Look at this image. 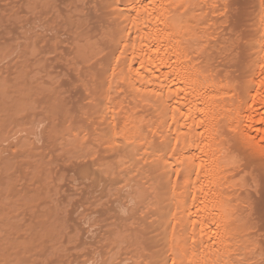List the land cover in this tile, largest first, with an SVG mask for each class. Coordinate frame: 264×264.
Wrapping results in <instances>:
<instances>
[{
	"label": "bare ground",
	"instance_id": "6f19581e",
	"mask_svg": "<svg viewBox=\"0 0 264 264\" xmlns=\"http://www.w3.org/2000/svg\"><path fill=\"white\" fill-rule=\"evenodd\" d=\"M58 1L69 5L63 15ZM33 2L40 11L36 17L46 15L47 7L45 23H54L53 35L51 24L43 23L46 29L38 24L33 40L40 42L50 28L52 36L45 35L43 43L49 40V48L71 57L61 59L76 71L73 87L79 84L83 90L77 87L81 94L76 97L70 95L77 89L70 92L75 109L64 100L70 90L64 85L73 84L70 76L68 82L61 78L64 63L57 54V62L55 56L44 57L54 60L48 66L60 69L58 76L67 82L54 84L61 80L52 69L58 80L50 81V95L57 85L64 95L59 90L52 99L49 95V117L58 122H49L48 134L51 138L61 130L69 152L88 156L93 151L94 158L97 153L92 167H77L86 185L81 189L97 205L93 211L100 218L90 235L95 254L89 256H101V264H264L263 246L257 242L260 252L254 249L242 217L250 210L255 185L249 181H264V0L237 5V22L230 19L235 3L227 5L230 17L220 8L224 0ZM220 14L235 27L227 24L229 30H221L225 20ZM65 43L72 52L63 49ZM59 44L68 54L62 56ZM63 65L66 77L73 70ZM29 141L20 138L19 147Z\"/></svg>",
	"mask_w": 264,
	"mask_h": 264
},
{
	"label": "rangeland",
	"instance_id": "374dc122",
	"mask_svg": "<svg viewBox=\"0 0 264 264\" xmlns=\"http://www.w3.org/2000/svg\"><path fill=\"white\" fill-rule=\"evenodd\" d=\"M30 1H32L31 6L35 5V2H33L34 0H0V134L2 133V135H0V264H84V262L85 264H96L97 260V264H101V262H99V259L101 260V256L96 259V257L92 255V257H95V259L93 258L95 261L91 256H89V254H95V250H93L95 249V240L93 238H90V235L93 234L92 229L94 230V228L100 223L98 222L100 218L99 220H97L98 218L96 216L98 215H95L96 213H94L93 211L97 205L91 204L90 201H92V199L89 198V193H86V191L81 189L86 185L85 183H83L85 181L82 172L79 168H77L80 167L81 164L86 163H89V167H92L93 161L96 160L97 153H95L96 157L94 158L95 155L93 156V151L91 152L93 154L89 153L88 156H85L84 154L86 153H84L83 151H81L83 155H79L82 153H78V151H75L74 153L72 150H70L71 152H69L68 148H70V145L69 147H66V143L63 142L64 138L61 140L62 134L61 130L59 129L60 127H62V125L60 127L58 126V130L60 132H57L58 134L57 136H54L55 138H50L52 133H50V135L47 131L49 128V122L52 123L51 121L53 119V121L58 122L57 117L56 120L55 118H50L53 117V114L50 115V98L52 99L53 95L58 93V88H60L61 86L63 87V85L68 82V76H70L71 81L73 79V84L70 83L72 84V87L67 86L68 88L65 87L67 84L64 85L65 89H63L65 91H67L66 89H70L69 92H65L66 98H64V100L68 99L67 102H69L70 100L71 103L72 99H69V95L71 93L72 94L70 96L75 94V97L76 95L79 96V93L81 94L80 90L82 89L79 88V84L77 85V87L80 89V92L78 91L77 87H73L75 83L74 80H78L76 76L77 74L75 73L76 71H74L72 67L69 68L68 62H66L67 59H65V62H62L65 57H68L66 54H68L69 51L72 52V49L69 50V47H71V45L68 46L65 43V45L62 46L63 49H67L68 47L67 53L64 52L59 44V47H61V50H63L64 53L62 54L61 52L62 56L66 55L63 58L61 57V55H59V47L57 49L59 52L58 53L54 50L56 48H49V40H45L46 44L45 42L43 43V37L45 35H48V37L53 35L52 32L54 31V23L52 22L53 24H51V21H49L48 18L52 16L51 14L53 9L48 10L51 12L50 16H47V22H50L52 26L50 28H52V31L50 30V28L47 29L48 31L50 30L49 32L46 30L44 31L43 29H46V25L44 27L43 23L47 24V28L48 25L50 26V24L45 23L46 19L43 18L47 15V7L46 15H43V17H41V12L39 15L40 17L38 16L40 18V21L41 18H43L42 21L45 19L43 22H40L36 20L38 19V17L36 16L40 11L38 10L39 12L37 13V6H32L34 8L33 10L30 6V3H28ZM229 1L227 2L231 4V6L227 4L225 0L224 2L226 3V6L220 5V8L225 7L227 9V13L230 11V9L228 10L227 5L229 6V8H232V3H235L233 2L234 0ZM249 1L250 0H248L247 3L246 0V4H250ZM59 2L60 1H58V3ZM242 2L244 3L242 5H245L244 0ZM242 2H239L240 6V3ZM58 3L55 4L59 5L58 7H62L60 5L62 2H60L59 4ZM62 4L63 8L65 7V10H63V8L62 10L60 9L62 13L59 14L63 15L66 13H63V11H66V8H68L69 5L67 4V1L66 3ZM64 4L67 5L64 6ZM235 4L233 6H235V8H237L238 10L233 9V7L231 9L233 10V13H241L238 2ZM54 7L57 6L55 5ZM50 8H52V6H50ZM38 9L42 10L41 6ZM60 10L58 9L59 12ZM44 11L45 9L43 8V13L45 14ZM227 13H224V16H227ZM229 13L228 16L232 14V11H230ZM236 13L233 14L232 17L230 16V19H234L237 22ZM54 15L53 17L55 18ZM62 15H60V18L58 17V15L57 18H59L60 20L62 18ZM222 15L220 14L218 16L221 18L220 20H222ZM233 16L236 18H234ZM240 17V20H242L243 16L240 15ZM228 18H224L225 23L222 21L220 22V20L218 19L220 24L223 23V26L221 25L222 29L219 28V31L220 29L226 31V29L228 28L227 24H229V21H231ZM50 19L53 20L52 18ZM226 19L228 20L227 22ZM235 21L230 22V24H235ZM219 22L217 21L216 25H220L218 24ZM40 23H42L43 26H39L38 24ZM233 24L229 26L230 29L235 27V25L233 26ZM225 25L226 27H224ZM36 26L40 28L44 27L41 29V33H43L44 31V36L41 37V39L38 38L40 42L36 39L37 37H34L37 42H34L35 40H33L32 38L35 34H33L32 32L38 33V31L40 30V28L39 30H37L38 28ZM224 28L226 29L224 30ZM47 32L52 35H49ZM61 35H63V33L60 34V38ZM48 37H45V39ZM62 37L64 38L62 39L65 40V37ZM69 42H67V44H71ZM52 43L50 42V44ZM33 46L36 49L35 52ZM52 46H54V44H52L51 47ZM48 48L49 50H47ZM51 52L54 54H50ZM56 54L59 55L58 57H60L58 62L67 65L66 67L62 64L63 67H66V69L69 70H73V72L71 71L69 74V70L65 69L66 72H68L66 73V77H62L65 72L61 71L64 70V68L62 69V65L58 63L56 64L58 59L56 57ZM45 56L47 57L46 59H52V56L53 59L56 58L55 65H61L59 67L61 68V70L59 69L60 71L56 67H54L57 69V73L55 72V74H57L56 78H58L59 80H61V78H67V82L61 80L60 83H54L58 80L55 79L54 81L55 77L53 78L54 72L52 70L54 68L51 67L50 69V66H48L47 64L48 62L51 65L54 64L52 63L54 60H51V62L50 60H44ZM49 56H51V58H48ZM61 58H63V60ZM56 69H54V71ZM58 71L59 73L61 72L62 76L59 75L61 76V78L58 76ZM72 73L76 74V78L71 77L73 76ZM51 80L54 84H59V86L61 85L60 87L57 85L58 88L55 85V89L57 90L53 88L55 91L53 90L54 94L51 91V95L53 94L52 96L49 92V90H52L50 89V87H52V82L50 83ZM77 82L75 84H77ZM74 88L75 91L77 89V93L79 92L78 94L71 92L74 90ZM63 91L62 89L61 91L59 90V93L61 92V96L64 95H62ZM60 94L58 95L60 96ZM74 100L75 99H73V101ZM78 100H80V97L78 98ZM65 101H63L64 104H68ZM80 102L81 104H83L82 100H80ZM78 104L80 103H77V105ZM68 105L73 108L74 103L72 104L73 106L70 104ZM65 106L67 107V109L69 108V106ZM59 120L61 121V124L63 122V117L61 119L59 118ZM50 125L52 124H49V126ZM20 138H28V141L31 138V142H28L26 148L24 147L25 149L23 147H19L18 142ZM14 146H18L19 148ZM50 149L52 150L50 151ZM93 158L95 160H93ZM92 171L93 170H91V173H93ZM253 172L258 174L257 171ZM260 172L263 171L260 170ZM256 174L253 176L255 177ZM262 177H264V173ZM258 178L260 179V177H257V179L255 177V180L252 179L253 183L252 181L248 180L249 186L255 183V187L252 185L251 186L253 188L248 187V189L251 188V193L249 194V202L251 203V205L248 206L247 201V206L249 208H247V206L245 205V207L243 206L245 209L247 208L250 210H245V213L242 214V217L248 224V229L246 230L248 238L251 239V241L253 240L252 242H255L256 244L257 242H259V245H262L264 247V181H262V179L261 181L259 180V182L256 181L258 180ZM86 179L87 178H85V180ZM86 181H88V179ZM71 189L74 190V193H76L77 191L78 192L76 194H73V191H70ZM75 189H77V191ZM92 211L94 214L92 213ZM47 212L51 214H49L48 216ZM80 223L82 225H79ZM49 228L50 230L53 229V232H50V234L48 231ZM88 229H90L91 231L89 234H86L85 232L86 230L88 231ZM53 242H57L56 244L58 245V248ZM58 242H60L61 244H58ZM256 244L254 246V249L257 247L258 249L256 248L255 250L259 251V246L258 244ZM263 247L260 246L261 252L259 251L263 256L262 258H264V251L262 252ZM91 249L93 253L91 252ZM251 252L250 255L252 254V257H254L255 255L259 256L258 252V254H253V252ZM258 258L261 259V257Z\"/></svg>",
	"mask_w": 264,
	"mask_h": 264
}]
</instances>
